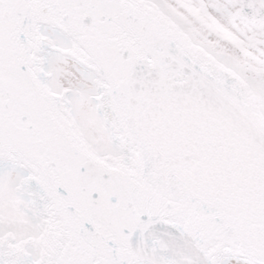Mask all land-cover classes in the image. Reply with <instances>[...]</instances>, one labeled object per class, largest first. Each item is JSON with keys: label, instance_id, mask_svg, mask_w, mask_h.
<instances>
[{"label": "snow or ice", "instance_id": "snow-or-ice-1", "mask_svg": "<svg viewBox=\"0 0 264 264\" xmlns=\"http://www.w3.org/2000/svg\"><path fill=\"white\" fill-rule=\"evenodd\" d=\"M0 264H264V0H0Z\"/></svg>", "mask_w": 264, "mask_h": 264}]
</instances>
